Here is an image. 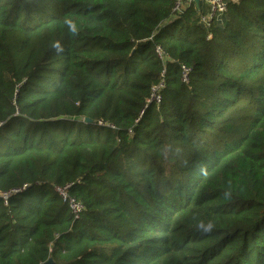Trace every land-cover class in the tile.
Masks as SVG:
<instances>
[{
	"label": "trees",
	"instance_id": "trees-1",
	"mask_svg": "<svg viewBox=\"0 0 264 264\" xmlns=\"http://www.w3.org/2000/svg\"><path fill=\"white\" fill-rule=\"evenodd\" d=\"M175 1L0 0V264H264V0Z\"/></svg>",
	"mask_w": 264,
	"mask_h": 264
},
{
	"label": "built area",
	"instance_id": "built-area-1",
	"mask_svg": "<svg viewBox=\"0 0 264 264\" xmlns=\"http://www.w3.org/2000/svg\"><path fill=\"white\" fill-rule=\"evenodd\" d=\"M193 1L195 0H176L173 6V11L177 14L181 13ZM203 2L206 8H205V13L200 15V20L202 23H207L211 19L217 18L226 12L227 4L225 0H203ZM208 37L210 36L208 35ZM155 50L161 60H165L167 58L159 47L155 48ZM180 69H181L182 81L186 82L188 76V68L185 65H181ZM164 86L165 83H164V79L162 78L155 85L152 86L149 95L146 99V102L158 105L162 99L161 91L164 88ZM98 123L102 124L103 122L99 121ZM56 191L61 198L67 201V204L71 212L75 215H78L80 211L83 209V205L74 198L68 197L67 186L56 187Z\"/></svg>",
	"mask_w": 264,
	"mask_h": 264
},
{
	"label": "water",
	"instance_id": "water-1",
	"mask_svg": "<svg viewBox=\"0 0 264 264\" xmlns=\"http://www.w3.org/2000/svg\"><path fill=\"white\" fill-rule=\"evenodd\" d=\"M198 0H195V3L197 5ZM51 262V259H48L47 261L43 262L42 264H49Z\"/></svg>",
	"mask_w": 264,
	"mask_h": 264
},
{
	"label": "rangeland",
	"instance_id": "rangeland-1",
	"mask_svg": "<svg viewBox=\"0 0 264 264\" xmlns=\"http://www.w3.org/2000/svg\"><path fill=\"white\" fill-rule=\"evenodd\" d=\"M181 25V24H180Z\"/></svg>",
	"mask_w": 264,
	"mask_h": 264
}]
</instances>
